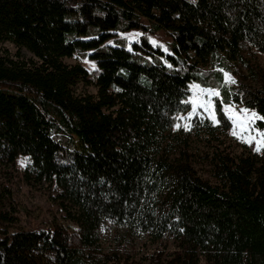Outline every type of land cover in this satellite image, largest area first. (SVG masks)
Segmentation results:
<instances>
[{
    "label": "trees",
    "instance_id": "trees-1",
    "mask_svg": "<svg viewBox=\"0 0 264 264\" xmlns=\"http://www.w3.org/2000/svg\"><path fill=\"white\" fill-rule=\"evenodd\" d=\"M160 31L174 55L147 42ZM252 48L264 54V0H0V167L28 157L27 175L71 207L68 224L17 228L0 192V264L106 262L107 222L173 235L168 264H264V153L216 152L212 183L160 151L193 83L264 116V71L232 96L223 86L227 62Z\"/></svg>",
    "mask_w": 264,
    "mask_h": 264
},
{
    "label": "rangeland",
    "instance_id": "rangeland-1",
    "mask_svg": "<svg viewBox=\"0 0 264 264\" xmlns=\"http://www.w3.org/2000/svg\"><path fill=\"white\" fill-rule=\"evenodd\" d=\"M138 38V36L135 37V39ZM152 39L167 49L172 42L163 31L152 36ZM1 47L9 50L12 55H16L19 51L10 42ZM21 54L25 59L33 58V55L25 49L22 50ZM65 62L68 64L80 63L89 71H93L91 67L93 62L88 59L73 58L66 59ZM227 64L229 71L226 73H229L236 83L233 84L224 80L223 86L232 96L246 86L254 87L257 85L254 76L256 73L264 71V54L252 48L244 53V61L229 60ZM252 72L255 73L252 74ZM75 91L79 95L97 94L95 85L86 82H79ZM199 91L200 88L195 87L190 91L187 98L190 109L185 113L178 114L177 118L181 114L187 116V113L191 111V100L196 98V93ZM215 103L217 110L220 101L216 100ZM234 104L237 110L245 108ZM176 122H180L179 119L175 120L174 123ZM225 122L223 123L221 120L219 126H213L207 119H204L203 122L196 119L189 122L191 124L190 131L183 130V125L179 131L172 127L170 132L166 133L160 151L168 155L172 161L180 159L188 161L198 176L206 181L217 183L213 177L212 165V159L216 152H224L234 157L247 152L264 153V150L259 153L255 151V143L249 146L234 137L232 124L227 119ZM254 129L264 131V127L261 128L259 122L255 124ZM235 130L239 132V129ZM251 134H255V131L253 130ZM244 138L246 139L247 135ZM77 149L80 148L77 146ZM29 165L30 159L21 156L14 168L0 167V192L5 193L7 198L4 209L16 219V227L25 229L49 228L54 223H70L67 210L71 207L69 203L61 199V189L56 183L46 181L38 183L30 178L26 173ZM100 246L101 252L109 258L108 261H101L100 264H168L172 257L180 252V243L173 235L165 234L158 239L154 235L139 230H130L126 226H119L113 222H107L103 226L100 233Z\"/></svg>",
    "mask_w": 264,
    "mask_h": 264
},
{
    "label": "snow or ice",
    "instance_id": "snow-or-ice-1",
    "mask_svg": "<svg viewBox=\"0 0 264 264\" xmlns=\"http://www.w3.org/2000/svg\"><path fill=\"white\" fill-rule=\"evenodd\" d=\"M140 37L139 40H136L135 37ZM130 40H132L134 43L140 44L145 39L143 33H133L131 36L126 37ZM147 42L160 49L162 53H167L168 55H174L169 52V50L164 47L163 45L159 44L156 40L148 37L146 38ZM129 52H133L134 49L131 47V45L127 49ZM162 63H164L165 67L172 69L173 65L167 63V61L163 58L162 55ZM149 60H151V57H149ZM93 70L96 69V65L93 62L91 65ZM123 71V70H121ZM222 76L225 80V82H231L236 83L234 78L231 77L229 73L223 72ZM200 88V91L196 93V98L191 100V111L187 113V116L184 114H181L178 118L172 117L173 120L179 119L180 122H176L173 124V127L175 130L179 131L182 128L185 131L191 130V124L190 121L200 119L201 122H203L204 119H207L211 122L213 126H219L221 124L220 115L222 114L233 126L232 135L238 139L241 140V142L251 146L253 143H255V151L261 152L264 150V131H261L259 129H254V126L257 122L264 121V116H261L254 111H251L249 109H239L237 110L236 105L233 104H225L223 103L221 93L219 90L213 89V88H207L204 89L199 85H189V90L191 91L193 88ZM220 101V113L216 110V103L215 101ZM181 103H184V101H181ZM243 113V115H241ZM235 129H239V132H237ZM255 131V134H251ZM247 135V138L245 139L244 136Z\"/></svg>",
    "mask_w": 264,
    "mask_h": 264
}]
</instances>
